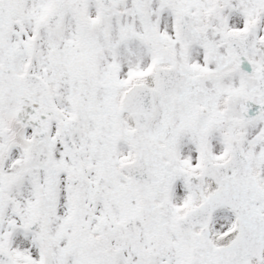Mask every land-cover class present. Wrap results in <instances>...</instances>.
<instances>
[{"label": "snow or ice", "instance_id": "6c2138e0", "mask_svg": "<svg viewBox=\"0 0 264 264\" xmlns=\"http://www.w3.org/2000/svg\"><path fill=\"white\" fill-rule=\"evenodd\" d=\"M0 264H264V0H0Z\"/></svg>", "mask_w": 264, "mask_h": 264}]
</instances>
